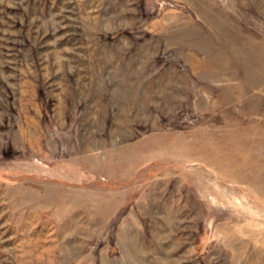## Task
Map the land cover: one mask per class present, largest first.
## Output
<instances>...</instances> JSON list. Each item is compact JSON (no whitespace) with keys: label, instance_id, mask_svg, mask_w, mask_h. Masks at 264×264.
Returning <instances> with one entry per match:
<instances>
[{"label":"rangeland","instance_id":"rangeland-1","mask_svg":"<svg viewBox=\"0 0 264 264\" xmlns=\"http://www.w3.org/2000/svg\"><path fill=\"white\" fill-rule=\"evenodd\" d=\"M0 264H264V0H0Z\"/></svg>","mask_w":264,"mask_h":264}]
</instances>
